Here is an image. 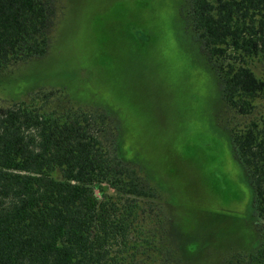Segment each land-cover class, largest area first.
<instances>
[{
  "label": "trees",
  "instance_id": "1",
  "mask_svg": "<svg viewBox=\"0 0 264 264\" xmlns=\"http://www.w3.org/2000/svg\"><path fill=\"white\" fill-rule=\"evenodd\" d=\"M60 8L57 0H0V74L48 53ZM185 10L217 77L261 222L253 248L223 264H264V0H188ZM120 135L116 114L64 87L0 95V264L164 259L163 200L124 156Z\"/></svg>",
  "mask_w": 264,
  "mask_h": 264
},
{
  "label": "rangeland",
  "instance_id": "2",
  "mask_svg": "<svg viewBox=\"0 0 264 264\" xmlns=\"http://www.w3.org/2000/svg\"><path fill=\"white\" fill-rule=\"evenodd\" d=\"M57 1L48 53L0 74V95L64 87L119 117L123 154L154 182L169 219L170 252L154 264H223L253 248L261 222L188 0Z\"/></svg>",
  "mask_w": 264,
  "mask_h": 264
}]
</instances>
